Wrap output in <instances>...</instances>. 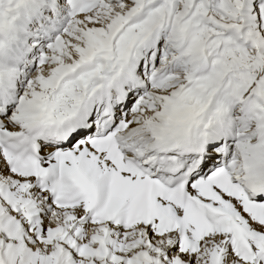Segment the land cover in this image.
Here are the masks:
<instances>
[{
  "label": "snow or ice",
  "instance_id": "snow-or-ice-1",
  "mask_svg": "<svg viewBox=\"0 0 264 264\" xmlns=\"http://www.w3.org/2000/svg\"><path fill=\"white\" fill-rule=\"evenodd\" d=\"M0 264H264V0H0Z\"/></svg>",
  "mask_w": 264,
  "mask_h": 264
}]
</instances>
